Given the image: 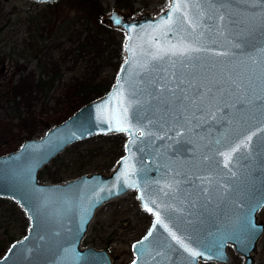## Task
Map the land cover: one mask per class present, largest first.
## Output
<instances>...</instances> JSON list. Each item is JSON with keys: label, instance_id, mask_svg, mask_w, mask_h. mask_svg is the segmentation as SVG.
<instances>
[{"label": "water", "instance_id": "95a60500", "mask_svg": "<svg viewBox=\"0 0 264 264\" xmlns=\"http://www.w3.org/2000/svg\"><path fill=\"white\" fill-rule=\"evenodd\" d=\"M102 22L125 33L109 91L0 156V199L29 220L0 264H112L81 241L97 209L132 190L152 221L130 264H228V246L255 264L264 231V0H171L155 18L114 11ZM114 134L126 141L109 175L39 180L69 146Z\"/></svg>", "mask_w": 264, "mask_h": 264}, {"label": "rangeland", "instance_id": "374dc122", "mask_svg": "<svg viewBox=\"0 0 264 264\" xmlns=\"http://www.w3.org/2000/svg\"><path fill=\"white\" fill-rule=\"evenodd\" d=\"M94 1L97 2V9L100 12L99 21L105 27L113 31L112 48L116 50L122 48L121 53L123 59L125 33L119 29L112 28L109 25L104 24L102 22L103 19L108 17L114 11L126 14L129 19H135L146 15L155 18L161 13H163L165 10H167L171 3V0ZM75 2L85 3L86 6L90 5V2L88 0H56L53 3L45 4L29 0H0V85H2L1 89H3L4 86H6V84L9 83L11 79H17L19 74L21 76H24L30 71H38V56L36 59L33 56L34 54H37V51L32 52L30 49L32 46H36V50L39 47L45 46V50L42 51L39 56L43 57V53H45L46 56L50 58L52 57L54 60H57L60 55V52L57 50L56 44H62L63 41H55V38L52 34L55 28H57V26L59 25V23H62L63 21L68 20L72 16L77 15L76 8H78V4H76ZM48 4H51L53 6H48ZM40 14H46L49 24L46 25L43 20L38 19ZM95 20L96 19L94 18V16L93 18L91 17L90 25L92 24V22H95ZM39 29L41 31H39ZM61 47H65V45L62 44ZM112 58L111 63L114 62ZM83 69V65L78 66L77 70L74 71L65 72V69L63 68V81H68L74 74H77L78 72V74H82L84 71ZM116 75L117 72H114V70L107 67L105 71L101 72L100 76L98 77V81L104 78L108 82L114 84ZM58 94L59 92H50L47 97L42 98L40 103L38 104L36 112L40 113L41 108H45L47 112L43 115V118H54L56 116V114H54V111L56 106L55 102ZM46 131L38 132L35 135V138L33 139L41 138ZM1 132L2 128H0V133ZM17 145L18 142L14 143V147ZM116 145V143H112L110 141L99 142L91 138L88 139L87 143H84L79 146L77 150L80 149V152L82 151L86 153V151H92L96 154L100 151V154H102V156L95 158L93 157V159L91 158V156L84 158V160L88 162L92 160V165L90 166V168H88V171L83 172V175H109L115 169L116 166L114 168H110L108 166V168L106 167V165H110L114 160L116 161L115 165H117L118 162L116 159L118 153L115 152L118 146ZM20 146L21 144L19 145V147ZM75 148V146H69L60 155L57 156V159L59 161L62 160L63 157H66V155L73 151ZM3 149H5V145H3ZM51 162L47 165L48 169H58V167L56 165L53 166V163ZM74 179L76 178H71L68 181H72ZM40 181L43 184L49 185L64 184L68 182L65 181L51 183L48 180ZM0 200H4V202H7L0 204V242L1 240H4L6 238V233L8 232L15 233L16 236L20 237V235L23 234L25 227L24 220L23 223L22 221H20V219L18 220V222L11 223L8 220L9 218H7L9 203H14L16 205L17 203L9 199ZM18 207L22 211L20 206ZM23 214V216L27 220V224L29 225L28 218L26 217L24 212ZM257 218L260 222L264 224V208H262L258 212ZM151 221V214L145 212L140 207V203L137 199V191L132 190L123 195L122 197L113 199L112 201L104 204L99 209H97L91 223L88 226V230L83 240L81 241L80 248H93L98 251L105 250L109 253L112 264H130L134 259V256L131 251V246L135 241L139 240L146 233L147 229L151 224ZM23 237L24 236L20 237L18 240L22 239ZM227 252L230 257V261L228 264L244 263L243 257L238 255L232 246H228ZM254 260L255 264H264V231L258 241L257 251L254 254ZM200 264L217 263L200 262Z\"/></svg>", "mask_w": 264, "mask_h": 264}, {"label": "trees", "instance_id": "16d2710c", "mask_svg": "<svg viewBox=\"0 0 264 264\" xmlns=\"http://www.w3.org/2000/svg\"><path fill=\"white\" fill-rule=\"evenodd\" d=\"M88 1L90 2L88 6L85 3L75 2L78 4L77 15L59 23L53 31L52 35L55 41H63L62 44L65 45V47H61L62 44H56L57 50L60 52L57 60L46 56L45 53H43V57L39 56L45 50V46L39 47L37 50L36 46H32L31 51H37V54L33 56L35 59L38 56V71H30L24 76L19 74L17 79H11L3 89L0 85V128H2L0 156L16 151L20 144L35 138L38 132L50 130L53 126L64 122L82 106L103 97L113 85L104 78L98 81V77L107 67L118 72L124 60L121 53L122 48L119 50L112 48L113 31L99 21L100 12L97 9V2ZM48 6L53 5L48 4ZM93 16L96 20L90 25ZM38 19L43 20L46 25L49 24L46 14H40ZM39 31L41 30L39 29ZM111 58L114 60L113 64ZM80 65L84 66L83 73L78 74V72L64 82L62 79L64 76L63 68L65 72L74 71ZM50 92H59L55 102L54 114L56 116L43 118L47 112L46 109L41 108L40 113H37L36 109L41 99L47 97ZM93 140L116 143L118 146L115 151L118 153L117 161L124 154L123 146L126 137L122 134L98 136L94 137ZM87 141L72 145L76 148L62 160L59 161L57 157L53 159L51 163L53 166L56 165L58 169H48V166L43 168L39 173V179L58 183L82 176L83 172L88 171L92 165V160L88 162L84 158L91 156L93 159V157L102 156L100 151L96 154L92 151H86V154L80 152V149L77 150ZM16 142L18 145L14 147ZM3 145H5V149H3ZM115 162L114 160L106 167L114 168ZM1 203L7 202L0 200ZM7 213V218L11 223L18 222L19 219L23 223L24 220L25 227L20 237L25 236L29 225L23 216V212L16 204L9 203ZM6 235V238L0 242V257L5 254L13 242L20 238L12 232H8Z\"/></svg>", "mask_w": 264, "mask_h": 264}, {"label": "snow or ice", "instance_id": "6c2138e0", "mask_svg": "<svg viewBox=\"0 0 264 264\" xmlns=\"http://www.w3.org/2000/svg\"><path fill=\"white\" fill-rule=\"evenodd\" d=\"M178 9V5L176 6V7H174L173 8V11H175V10H177ZM221 19H223V17H221ZM116 22H119V21H116ZM191 50H195V49H191ZM162 57H160V56H154V59H161ZM117 130H124L123 128H119V129H117ZM142 135H143V133H141ZM249 139H251V137H249ZM149 211H151V209H149ZM160 221H159V216H157V223H159ZM149 235H151V233H149ZM148 237L146 236L144 239H147ZM173 239H176V236H175V234H173ZM135 247V246H134ZM187 251H190L191 252V254L193 255V256H196V255H199V253L198 252H195V251H193L192 249H186Z\"/></svg>", "mask_w": 264, "mask_h": 264}]
</instances>
